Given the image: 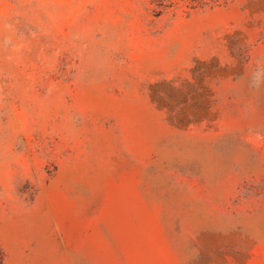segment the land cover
Masks as SVG:
<instances>
[{
  "label": "rangeland",
  "instance_id": "374dc122",
  "mask_svg": "<svg viewBox=\"0 0 264 264\" xmlns=\"http://www.w3.org/2000/svg\"><path fill=\"white\" fill-rule=\"evenodd\" d=\"M0 0V264H264V0Z\"/></svg>",
  "mask_w": 264,
  "mask_h": 264
},
{
  "label": "trees",
  "instance_id": "16d2710c",
  "mask_svg": "<svg viewBox=\"0 0 264 264\" xmlns=\"http://www.w3.org/2000/svg\"><path fill=\"white\" fill-rule=\"evenodd\" d=\"M156 4V12L162 15L169 8L180 5L181 2L186 3L190 7H197L198 5L207 4L208 0H154Z\"/></svg>",
  "mask_w": 264,
  "mask_h": 264
}]
</instances>
